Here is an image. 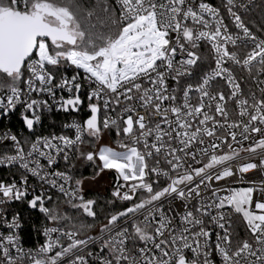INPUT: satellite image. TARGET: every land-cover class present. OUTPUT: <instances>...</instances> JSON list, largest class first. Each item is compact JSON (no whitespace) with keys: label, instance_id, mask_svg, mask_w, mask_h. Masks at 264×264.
<instances>
[{"label":"snow or ice","instance_id":"snow-or-ice-1","mask_svg":"<svg viewBox=\"0 0 264 264\" xmlns=\"http://www.w3.org/2000/svg\"><path fill=\"white\" fill-rule=\"evenodd\" d=\"M0 93V264H264V0H0Z\"/></svg>","mask_w":264,"mask_h":264},{"label":"trees","instance_id":"trees-1","mask_svg":"<svg viewBox=\"0 0 264 264\" xmlns=\"http://www.w3.org/2000/svg\"><path fill=\"white\" fill-rule=\"evenodd\" d=\"M254 19H256L257 21H259V14L257 12V14L254 16ZM3 93H0V95H2ZM62 119H65V116L64 115H53L50 120H55L57 122H59L60 120ZM80 172L84 175V176H89L90 175V172H91V169H88V170H83L81 169ZM109 178H111L113 181H114V175L113 176H109ZM110 180V179H109ZM111 180V181H112ZM111 189H112V186L110 188H108V192L110 193L111 192ZM98 228H99V222L97 223L96 225V228L93 230L94 232L95 231H98ZM34 235L35 233H32L31 236L29 237L27 234V238L29 239L30 241V244H31V241L34 239Z\"/></svg>","mask_w":264,"mask_h":264},{"label":"built area","instance_id":"built-area-1","mask_svg":"<svg viewBox=\"0 0 264 264\" xmlns=\"http://www.w3.org/2000/svg\"><path fill=\"white\" fill-rule=\"evenodd\" d=\"M254 18V17H253ZM205 70H210V69H205ZM192 100H193V102H195V100H196V97H193L192 98ZM229 111H230V115H231V109H229ZM53 115H57L56 113H53L52 115H51V117L53 116ZM50 117V118H51ZM49 121H45V123H48ZM2 171L3 170H0V174H2ZM15 207H17V205H13V208H15ZM31 221L33 222V223H35V224H39L40 223V218L38 217V215H36V214H34L31 218ZM25 239L26 240H28L29 241V239L27 238V236L25 235ZM37 243V236H36V234L34 235V239L31 241V244H30V241H29V243H28V245H26V246H32V245H34V244H36Z\"/></svg>","mask_w":264,"mask_h":264},{"label":"rangeland","instance_id":"rangeland-1","mask_svg":"<svg viewBox=\"0 0 264 264\" xmlns=\"http://www.w3.org/2000/svg\"><path fill=\"white\" fill-rule=\"evenodd\" d=\"M109 179H110V181L112 180L111 178L107 177L105 181H101V187L102 188L108 189V188H110L112 186V184H109V183L106 182V181H109Z\"/></svg>","mask_w":264,"mask_h":264}]
</instances>
